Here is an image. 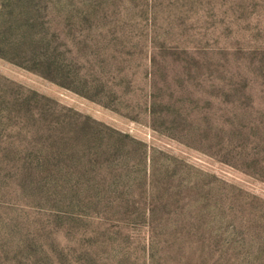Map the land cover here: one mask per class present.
Masks as SVG:
<instances>
[{"label":"rangeland","instance_id":"rangeland-1","mask_svg":"<svg viewBox=\"0 0 264 264\" xmlns=\"http://www.w3.org/2000/svg\"><path fill=\"white\" fill-rule=\"evenodd\" d=\"M0 264H264V0H0Z\"/></svg>","mask_w":264,"mask_h":264}]
</instances>
